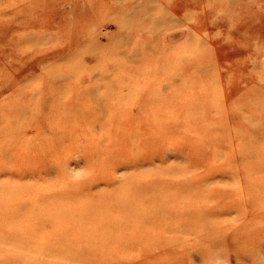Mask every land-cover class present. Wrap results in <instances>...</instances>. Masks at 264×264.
<instances>
[{
    "label": "rangeland",
    "instance_id": "rangeland-1",
    "mask_svg": "<svg viewBox=\"0 0 264 264\" xmlns=\"http://www.w3.org/2000/svg\"><path fill=\"white\" fill-rule=\"evenodd\" d=\"M0 264H264V0H0Z\"/></svg>",
    "mask_w": 264,
    "mask_h": 264
}]
</instances>
